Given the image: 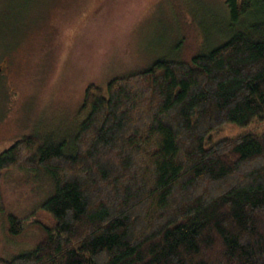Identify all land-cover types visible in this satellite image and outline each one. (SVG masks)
I'll return each instance as SVG.
<instances>
[{
	"label": "trees",
	"instance_id": "1",
	"mask_svg": "<svg viewBox=\"0 0 264 264\" xmlns=\"http://www.w3.org/2000/svg\"><path fill=\"white\" fill-rule=\"evenodd\" d=\"M224 1V42L183 52L185 21L176 55L85 86L68 139L36 132L0 152V213L35 232L0 264H264V129L212 140L264 124V0ZM8 171L30 175L29 208L7 204Z\"/></svg>",
	"mask_w": 264,
	"mask_h": 264
},
{
	"label": "rangeland",
	"instance_id": "2",
	"mask_svg": "<svg viewBox=\"0 0 264 264\" xmlns=\"http://www.w3.org/2000/svg\"><path fill=\"white\" fill-rule=\"evenodd\" d=\"M185 21L194 38L183 52L205 51L230 35L224 0H0V152L36 132L68 139L84 118L85 86L176 55L190 31ZM263 129L227 123L212 140ZM3 185L13 210L32 205L27 172H6ZM36 216L55 225L44 209ZM34 237L10 231L0 213V257L29 249Z\"/></svg>",
	"mask_w": 264,
	"mask_h": 264
}]
</instances>
